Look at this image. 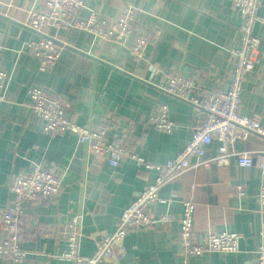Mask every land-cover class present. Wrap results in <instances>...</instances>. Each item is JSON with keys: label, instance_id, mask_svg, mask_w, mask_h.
<instances>
[{"label": "crops", "instance_id": "1", "mask_svg": "<svg viewBox=\"0 0 264 264\" xmlns=\"http://www.w3.org/2000/svg\"><path fill=\"white\" fill-rule=\"evenodd\" d=\"M80 18L88 10L116 18L131 6L136 19L156 36L146 50V61L135 63L125 47L97 41L80 30H50L65 46L53 67L41 72L27 44L39 38L24 23L37 0H0V67L9 75L4 102L0 103V209L11 204L9 180L36 166L62 176L58 195L52 200L24 203L20 263L71 264L59 259L66 241L59 226L81 216L80 253L89 256L95 249L96 232L112 233L122 210L157 172L138 167L123 158L111 167L99 156L87 154L75 134L47 136L43 120L28 107L27 90L45 88L69 104L65 117L78 125L111 118L108 139L130 134L134 153L153 165H162L181 152L191 139L201 112L159 89L167 72L192 77L199 94L210 89L226 90L231 67L230 51L239 46L240 18L232 0H84ZM260 13H264V1ZM259 39L253 70L245 76L240 94L241 113L257 117L264 127V25L254 29ZM131 42V38L127 43ZM158 104L168 108L177 126L171 134L159 132L147 121ZM217 143L213 142L209 155ZM236 152H247L253 165L239 167L233 157L227 166L211 165L187 171L159 190L170 200L155 204L150 214H171L166 228L150 226L133 230L124 238L125 253L118 264H179L177 239L182 201L194 202V230L207 229L236 233L239 249L234 254H204L189 264H256V249L264 236V205L257 196L262 182L259 168L264 138L250 134L238 142ZM194 184L193 190L190 185ZM241 184L245 197L236 199L233 188ZM2 232L0 231V238ZM99 264H114L101 262Z\"/></svg>", "mask_w": 264, "mask_h": 264}, {"label": "built area", "instance_id": "2", "mask_svg": "<svg viewBox=\"0 0 264 264\" xmlns=\"http://www.w3.org/2000/svg\"><path fill=\"white\" fill-rule=\"evenodd\" d=\"M264 0H232V5L240 18L238 26L239 46L230 51L231 67L229 86L226 90L210 89L199 94V87L192 77L180 73L167 72L159 89L165 94L197 108L201 119L194 127L185 148L175 158L162 165H153L134 153L135 139L127 134L119 139H108L112 126L111 118H103L88 125H78L65 117L69 104L58 94L45 88L27 90L28 107L32 114L43 120V132L55 136L69 132L75 134L78 143L87 154L104 158L111 167H117L123 158L136 162L138 167L155 170L153 183L146 186L126 206L119 215L112 233L96 232L95 249L89 256L80 253L81 216L59 226V233L66 241V249L59 256L71 264H118L125 253L124 238L130 231L150 226L166 229L174 217L169 213L150 214L155 204H167L170 200L159 197V190L187 171L209 168L211 165L227 166L235 157L239 167L253 165L252 156L247 152H236L234 146L244 142L251 133L264 138V127L257 117L241 113L240 94L245 76L256 62L259 39L254 33L257 24L264 25V13H260ZM86 8L84 0H37L28 12L25 27L39 34V38L27 44V52L38 62L43 72L60 58L65 46L50 30H80L91 34L95 40L110 42L125 47L135 63L146 61V50L156 43V36L136 19V10L125 7L116 18H107L88 10L86 19L80 12ZM131 42L128 44V39ZM9 75L0 67V103L4 102L9 83ZM159 132L171 134L176 124L170 120L168 108L158 104L147 119ZM217 143L213 155H209L212 143ZM259 168L262 175L257 200L264 205V150L260 151ZM62 176L41 166L27 173L13 175L9 180V190L13 195L11 204L0 209V264L20 263L25 253L20 248L24 238V203L39 204L55 198L61 187ZM194 184L190 185L193 190ZM236 199L245 197L241 184L233 188ZM194 202L182 201V213L177 218L179 233L177 239V259L179 264H189V260L204 254H234L238 252L240 236L226 231L207 229L202 234L194 230ZM256 264H264V236L256 249Z\"/></svg>", "mask_w": 264, "mask_h": 264}]
</instances>
